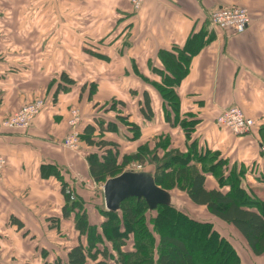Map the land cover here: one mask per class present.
<instances>
[{"label":"crops","instance_id":"crops-1","mask_svg":"<svg viewBox=\"0 0 264 264\" xmlns=\"http://www.w3.org/2000/svg\"><path fill=\"white\" fill-rule=\"evenodd\" d=\"M224 7L247 10L250 23L243 34L210 27V15ZM0 10V155L6 160L0 182V264H51L65 260L78 243L73 217L62 219L61 182L48 174L58 170L85 209L90 206L98 186L86 161L92 149L83 141L78 152L62 145L72 107L81 111V136L93 125L97 138V121L104 128L110 124L112 130L103 132L102 140L115 144L120 157L140 148L153 150L167 138L169 149L185 152L193 141L245 175L251 165L263 163L264 0H144L138 11L126 0H0ZM193 35H198L193 46L198 41L203 46L175 89L179 117L196 122L187 142L180 126L165 120L171 112L152 85L161 82L158 72L164 69L159 52L183 50ZM62 74L74 85L54 97ZM89 85L95 86L92 96ZM144 95L154 113L151 121L139 112ZM35 99L45 106L28 130L1 127ZM120 102L124 105L108 109ZM229 107L256 121L249 135L235 136L216 125ZM124 116L138 126L136 140L119 120ZM146 170L152 173L153 167ZM206 187L219 190L210 175ZM171 194L181 196L192 210L205 209L176 190ZM56 218L57 225L51 222ZM46 245L57 254L45 251Z\"/></svg>","mask_w":264,"mask_h":264},{"label":"trees","instance_id":"trees-1","mask_svg":"<svg viewBox=\"0 0 264 264\" xmlns=\"http://www.w3.org/2000/svg\"><path fill=\"white\" fill-rule=\"evenodd\" d=\"M196 36L187 41L183 50L159 52L164 69L158 72L161 82L152 85L171 112V117L167 115L165 120L170 125H179L187 142L191 140L196 122L179 117V98L175 89L187 76L191 57L203 46L200 41H195L197 47L193 46ZM73 85V81L62 74L54 97L67 92ZM89 88L92 96L95 86L89 85ZM122 104L112 103L108 109L113 110ZM139 106L143 119L151 121L154 113L147 95ZM128 119L127 116L119 117L129 127L132 140H136L138 126L129 123ZM96 125L97 138L93 125L86 126L80 136V141L92 149L86 161L95 184L119 176L128 167L151 166L158 187L169 193L175 190L184 193L192 204L205 208L209 217H205L207 221L203 219L204 222L190 218L172 204L159 206L151 212L143 199L130 198L121 203L117 212L101 211L103 221L95 225L82 201L61 181L58 170L54 169L48 174L55 175L61 182L65 200L62 219L73 217L78 242L69 249L65 260L58 258L54 264H240L231 244L215 230L209 218L234 228L255 257L264 254V202L257 201L243 190L235 167L229 166L219 153L200 150L193 141L185 152L169 149V141L165 138L166 143H158L153 150L140 148L133 154L120 157L115 144L102 140L103 132L112 130L110 124L104 128L103 123L97 121ZM248 171L264 183V159L262 164L251 165ZM209 175L219 190L207 189L206 177ZM51 222L57 225L58 219ZM12 223L21 227L15 220Z\"/></svg>","mask_w":264,"mask_h":264},{"label":"built area","instance_id":"built-area-1","mask_svg":"<svg viewBox=\"0 0 264 264\" xmlns=\"http://www.w3.org/2000/svg\"><path fill=\"white\" fill-rule=\"evenodd\" d=\"M133 11H138L144 0H126ZM209 25L216 30H230L235 34H243L250 23V17L246 9L241 7H224L213 12L209 19ZM45 106L42 99H35L30 103L22 105L17 111L1 122V127L9 130H28L34 119ZM82 116L77 108L69 110L67 126L68 132L63 140V147L78 152L80 148V131ZM219 128L228 130L235 136L249 135L256 125V121L245 116L243 111L237 107H229L222 111L216 118ZM264 151V148H261ZM6 160L0 155V182ZM134 167V166H133ZM136 168H141L137 167ZM248 175V174H247ZM250 176V175H249ZM103 187V186H102ZM66 193H69L67 190ZM72 197V196H71Z\"/></svg>","mask_w":264,"mask_h":264},{"label":"rangeland","instance_id":"rangeland-1","mask_svg":"<svg viewBox=\"0 0 264 264\" xmlns=\"http://www.w3.org/2000/svg\"><path fill=\"white\" fill-rule=\"evenodd\" d=\"M3 12H6V11L3 9ZM10 12H11V10L8 13H10ZM0 24H4V22H0ZM7 27L10 28L8 25H7ZM72 108H76V107H72ZM80 113H81V111H80ZM146 171H147L146 166L143 168H136L135 166L134 167L132 166V167H128L126 169V172H146ZM242 172H243V170H238L236 172V174L238 175V178H239L238 180H239V183H240L241 187L243 188V190H245L248 194H250L257 201L264 202V185L262 188L259 185V183L260 184H264V183L257 180L252 173L247 172L245 175V173L244 172L242 173ZM103 184H97L98 186L93 189V194L89 200L90 206L86 209L90 220L93 222H96L98 225H99V222L102 221V219H103L101 216V211L105 210V205H104L103 195H102ZM257 186L258 187L260 186L261 189H259ZM222 190L225 191L226 188H224ZM174 192L175 191H173V193ZM176 192H178V191H176ZM179 193H181V192H179ZM182 194L184 196V193H182ZM184 197H183V199H184ZM180 199H181V196L174 194V196L172 197V205L175 208H177L178 210H180L183 214H186L190 218H193V219L197 218V217H193L194 215L199 216V217H204V216L209 217L206 209H203L204 211H202V213H200V211H198V210L197 211L192 210L189 207H187L186 203H183ZM209 219L211 220L210 222L212 224H214L215 230H217L222 236H224V238L231 244V246L233 247V249L235 250L236 254L238 255V257L240 259V264H264V254L260 257H255L251 253V251L249 250L246 242L234 230V228H232L231 226H228L226 224L220 223L217 220H214L211 218H209ZM196 220H200V221L204 222L203 218H197ZM204 220L207 221V219H205V218H204ZM12 248H13L12 245H11V247L8 246L7 251H10ZM46 248H47V250H45V251H49V252L53 251V253L55 255L57 254L53 249H51V246L46 245ZM49 260L53 261V258H50ZM52 263H54V261L51 262V264Z\"/></svg>","mask_w":264,"mask_h":264},{"label":"water","instance_id":"water-1","mask_svg":"<svg viewBox=\"0 0 264 264\" xmlns=\"http://www.w3.org/2000/svg\"><path fill=\"white\" fill-rule=\"evenodd\" d=\"M102 195L105 210L109 212L119 211L121 203L130 198L143 199L151 212L172 204L171 194L158 187L149 172H123L108 179L103 184Z\"/></svg>","mask_w":264,"mask_h":264}]
</instances>
